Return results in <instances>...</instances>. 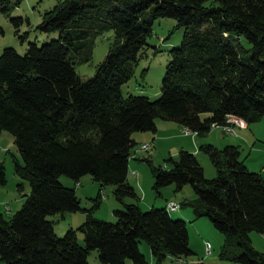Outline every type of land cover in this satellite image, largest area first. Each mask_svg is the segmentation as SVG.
Listing matches in <instances>:
<instances>
[{
  "label": "trees",
  "instance_id": "1",
  "mask_svg": "<svg viewBox=\"0 0 264 264\" xmlns=\"http://www.w3.org/2000/svg\"><path fill=\"white\" fill-rule=\"evenodd\" d=\"M22 1L0 0V12L10 16ZM160 18H174L176 28L184 29L182 43L170 50L161 96L124 97L122 86L133 77ZM11 21L18 31L25 19ZM37 29L57 31L59 38L31 42L24 55L12 47L0 55V132L14 136L22 159L15 158V173L30 185L17 212L9 219L0 213V261L90 264L89 253L97 250L105 264H128L129 259L148 264L139 248L142 240L155 264L194 254L186 221L173 218L168 203L146 211L139 205L128 180L137 145L132 136L156 132L158 118L199 135L214 126L234 129L236 116L248 124L263 118L264 0H64L44 12ZM111 30L116 37L105 59L83 80L77 65L91 61L97 38ZM200 151L210 156L214 178L205 176L195 153L180 150L177 159L167 160V169L152 168L153 187L159 192L175 184L179 191L190 184L196 198L181 206H189L195 218H209L224 234L220 258L264 264V251L253 247L250 236L254 231L264 235L263 177L247 167L237 145L202 144ZM86 174L102 187L115 186L124 209L114 210L113 222L85 210L84 223L59 236L49 216L82 209L75 188L59 178L79 181ZM6 182L0 163V187ZM23 186L18 185L20 191ZM101 198L99 193L96 207Z\"/></svg>",
  "mask_w": 264,
  "mask_h": 264
},
{
  "label": "rangeland",
  "instance_id": "2",
  "mask_svg": "<svg viewBox=\"0 0 264 264\" xmlns=\"http://www.w3.org/2000/svg\"><path fill=\"white\" fill-rule=\"evenodd\" d=\"M61 1L64 0H23L19 6L15 7L12 10L10 16L0 12V55L2 54L3 50L7 47H12L17 50L18 53L24 55L27 52L29 44L31 42H36L38 45H42L51 40L58 39L59 33L57 31L43 32L37 29V25L41 22L42 15L44 14V12L52 9L56 4ZM11 17H23L25 19L24 23L20 26L18 31L14 26L13 22L11 21ZM176 26L177 21L174 18H160L155 21L153 25L152 34L147 39V45L141 51L142 57L140 58L139 62L135 67L133 77L122 86V94L124 97L133 94L147 96L151 100H156L161 96L162 80L164 78L168 63L171 58L170 50L174 47L180 46L184 36V29L176 28ZM23 35L26 36L22 37ZM115 37V32L111 30L97 38L91 61L79 64L76 67L77 73L83 80H86L95 74L97 66L105 59L110 46L115 40ZM243 43L246 47L250 46L246 41H244ZM206 114L207 113H202V116L204 117L206 116ZM157 121H161V119L158 118ZM173 122L174 121H172V123ZM230 127L232 129V133L234 134L233 127ZM222 128L224 133L228 132L225 127ZM187 130H189V133H186ZM146 132L152 133V136H155L157 134V131ZM146 132H134L133 134L135 135L136 133ZM255 133H258L264 138V124H262V128H260L259 130L255 128ZM196 134L197 132L185 126L183 132L180 133V135ZM154 140L155 139H153L152 137L151 140L148 141V143H144L143 141H136L137 145L132 149L131 153L134 154L135 152H137L135 153V155H138L135 158H139L135 159L133 157V161L141 163L143 170H138L137 176H132L130 170L129 181L135 186V180L138 179L140 181L141 174H143L144 171V173L146 174L144 175L143 183L146 188L150 189V194L148 195L147 200H143L142 196V199L140 198V201L138 202L142 210L144 211L152 208V202H154L155 197L158 199L159 202L163 201L165 203L169 199L178 200L183 198V200H193L194 198H196V194L190 184H186L179 191L176 190L175 184H170L165 187H162L159 192L155 190V188L153 187L154 175L152 173V168L164 166V168L167 169V160L170 157L177 159L179 152H167L169 147L176 143V139L161 140L159 144V152L154 155V145H152ZM143 143L147 144V146H150V148L147 151H138V148ZM251 144L252 143H245V149L240 148L241 153H250L254 151L255 143H253V147H248V145ZM200 155L202 162H205L206 159V161L208 162V166L210 164L213 165L208 154L201 151ZM15 158L16 160H20L22 162V159L14 141V136L9 131L4 130L0 132V163L5 166L7 182L5 185L0 187V213H2L6 219H9L15 212H17L21 208L25 199L24 195L30 192L29 183L21 179L15 173ZM131 177H133V180L130 179ZM59 181L64 186L75 188L76 193L80 198L82 207V209L77 212L66 213V216H63L61 214L49 216V219L54 221L55 231L56 234H58L59 236L64 235L65 232L69 229V227H67L68 224H74V229H77L82 223H84V221L86 220L85 210H91L92 215L97 219L113 222L115 221L114 210L116 208L124 209L123 204L119 202L114 196L115 186L105 185L102 187L100 182L94 180L90 174L82 176L79 181H76L67 175H61ZM20 183H24L23 191H20L18 188V185ZM99 193L102 194V198L100 199L101 205L96 207L95 198L98 197ZM126 200V203H129L128 201H134L132 198H126ZM161 204L164 205L163 203ZM160 206V204H157V206L155 207L162 208ZM184 207L182 211L187 213L189 208ZM168 210L173 218L182 219V217H179V211L170 209ZM200 219H204V221H207L206 223L208 224H203L202 222H200ZM185 221L187 223V228L189 232L190 246L194 254L188 257H182L181 259H176L173 256H168L165 259L164 264H196L197 262H193V259L197 257L204 258L205 261V243H211V248L213 252H215L214 254L217 255L225 241L224 234L214 227L209 218L203 217L195 219L194 217H191L190 219ZM196 228H198V231H196ZM77 234L80 244H83L84 242L82 232L78 231ZM252 234L254 236L258 235L256 237L262 239L261 244L258 243V241L256 240H251L253 247L256 250L264 251L263 234H258V232L255 231L252 232L250 236ZM139 248L144 255L146 253L145 256L148 261V264H155L153 258L150 257V254H148L151 252L148 243L142 240L139 243ZM127 261L128 264H135L131 259ZM189 261L190 263H188ZM89 262L90 264H105L99 259L97 250H92L89 253ZM225 262L233 263L228 261ZM0 264L7 263L4 261H0Z\"/></svg>",
  "mask_w": 264,
  "mask_h": 264
},
{
  "label": "crops",
  "instance_id": "3",
  "mask_svg": "<svg viewBox=\"0 0 264 264\" xmlns=\"http://www.w3.org/2000/svg\"><path fill=\"white\" fill-rule=\"evenodd\" d=\"M262 122H264V116L259 122L252 123V125L247 123V126H245V125L234 126V134H229V135H225L226 133H224L223 128L220 126H214L210 130V132H208L207 134L180 135V133H182L183 129H184L183 125H180L177 122L172 123V121H165V120L161 119V121H157L158 130H157V134L155 136L154 135L152 136V133L146 132V133H136L135 135L133 134L134 137L133 136L132 137L135 141H143L144 143H148V141L151 140V138L153 137V139H155L153 144H152V145H154L153 146L154 147V155L157 154V152H159V144H160L161 140H174V139H176V143L173 144L171 147H169L167 152L178 153L180 150H188L190 152L195 153L197 155V158L200 161L201 165H203L205 176L212 177V178L216 176V170H215V167L213 165L210 164L208 166V162L206 161V159H205V162H202L201 155H200V152H201L200 146L202 144H213L220 149L225 147L226 145H237V146H240L239 148L243 149L245 143H252L251 145H248V147H253L254 146L253 143H255V150L250 152V153H246V152L241 153V158L251 171L259 173L264 179V140H263L264 138H263V136L259 135L258 133H255V128L257 130L262 128V124H264ZM188 131L189 130H187L186 133ZM143 145L144 146H142V151H147L150 148V146H147V144H143ZM140 148H141V145L138 149H140ZM133 155L134 154H131V160L129 162V174H130V170H131L132 176H137V171L138 170L141 171V170H143V168H142L141 163H139L137 161H133L134 158L138 154H136L134 156V158H132ZM138 158L139 157H137L135 159H138ZM134 171H136V172H134ZM145 174L146 173H144V171H143V174H141L140 181L138 179L135 180V186L136 187L133 184L132 185L135 187L140 198L142 199V196H143V200L146 201L148 198V195L150 194V189L146 188L144 186L143 180H144ZM129 176L130 175H128V180H129ZM130 179L133 180V177H131ZM169 200H175V201L182 202L183 198L178 199V200H176V199H169ZM169 200H167V201H169ZM167 201H166V203L163 201L159 202L158 199L155 197L154 202H152L153 203L152 207L157 206V204H160L161 205L160 207H166V204L168 203ZM126 202H127V200H126ZM128 202L130 203L132 201H128ZM145 203H147V202H145ZM161 203H163L164 205H162ZM100 205H101V203H100ZM148 205H150V204H148ZM184 208H189V210L187 211V213H185L182 211L183 207H181L180 210H178L180 212L179 217H182V219H184V220H188L191 217H194L193 211L190 207H184ZM116 209H119V208H116ZM64 216H66V214ZM200 218H203V217H200ZM195 219H199V218H195ZM200 220H201L200 222H202L203 224H208V223H206L207 221H204V219H200ZM67 227L74 228L75 226H74V224H68ZM196 231H198V228H196ZM258 234H260V233H258ZM256 236H258V235H255V236L253 234L251 235L252 241L256 240V241H258V243L261 244L262 239H259ZM260 244H258V245H260ZM263 244H264V241H263ZM194 247H196V246H194ZM220 250H221V248H220ZM220 250L217 253V255H215L214 254L215 252H213L212 248H211L210 252L207 251V249H206L205 261H204V258H198L197 257V258L193 259V262L196 261L197 262L196 264H235V263H226L225 260H222L220 258ZM148 254H150V257H152L154 262H155V259L152 255V253L150 252ZM145 255H146V253H145ZM127 263H128V261H127ZM188 263H190V261Z\"/></svg>",
  "mask_w": 264,
  "mask_h": 264
},
{
  "label": "built area",
  "instance_id": "4",
  "mask_svg": "<svg viewBox=\"0 0 264 264\" xmlns=\"http://www.w3.org/2000/svg\"><path fill=\"white\" fill-rule=\"evenodd\" d=\"M235 124H240V125H245L247 126V122L242 118V117H239V116H236V121H235ZM226 134H233L232 131L231 132H227ZM144 144V143H143ZM141 144V149H138V151H142V145ZM137 153V152H135ZM134 153V155H135ZM134 155L132 156V158L134 157ZM134 173V172H133ZM168 204H170L171 206H173L175 209L180 210V208L182 207L181 206V202L179 201H175V200H169L168 201ZM206 245V249L207 251H211V243H205Z\"/></svg>",
  "mask_w": 264,
  "mask_h": 264
},
{
  "label": "bare ground",
  "instance_id": "5",
  "mask_svg": "<svg viewBox=\"0 0 264 264\" xmlns=\"http://www.w3.org/2000/svg\"><path fill=\"white\" fill-rule=\"evenodd\" d=\"M236 121V120H235ZM237 125H240V124H237ZM240 126H242V125H240ZM225 129L228 131V132H231L232 131V129H231V127L230 126H227V127H225ZM188 133H189V131H188ZM141 149V148H140ZM168 207H170L171 208V210L172 209H175L173 206H171L170 204H169V206ZM177 210V209H176Z\"/></svg>",
  "mask_w": 264,
  "mask_h": 264
}]
</instances>
